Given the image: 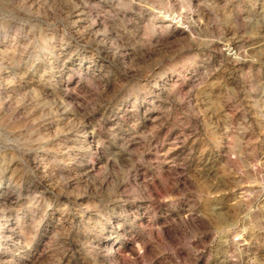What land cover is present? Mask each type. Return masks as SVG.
<instances>
[{
    "label": "rangeland",
    "instance_id": "rangeland-1",
    "mask_svg": "<svg viewBox=\"0 0 264 264\" xmlns=\"http://www.w3.org/2000/svg\"><path fill=\"white\" fill-rule=\"evenodd\" d=\"M0 264H264V0H0Z\"/></svg>",
    "mask_w": 264,
    "mask_h": 264
}]
</instances>
